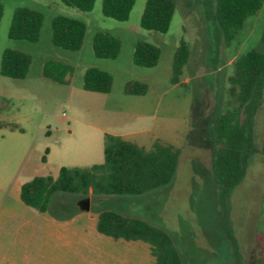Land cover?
Segmentation results:
<instances>
[{
  "label": "rangeland",
  "instance_id": "1",
  "mask_svg": "<svg viewBox=\"0 0 264 264\" xmlns=\"http://www.w3.org/2000/svg\"><path fill=\"white\" fill-rule=\"evenodd\" d=\"M174 2L169 28L159 32L140 26L146 0H135L123 21L104 16L102 0H95L88 11L62 0H0V62L5 49L31 57L25 77L0 74V182L8 185L0 191V216L43 214L44 224L53 219L54 229H58V248L53 249L63 264L81 263L76 252L89 242L93 248H103L95 246L97 237L102 238L103 245H115L125 252L126 248L136 249L132 255L128 251L134 264H152L150 246L145 242L100 236L95 224L103 210L135 216L166 231L182 264H264V260H255L256 235L264 232V87L254 117L250 162L225 209L218 203V187L211 170L213 114L236 106V87L231 81L236 58L248 50L264 52V3L256 14L246 18L231 44L220 47L215 57L213 27L204 17L202 0ZM17 7L42 14L37 41L8 36ZM56 16L85 24L78 50L52 43L51 24ZM98 32L118 39L120 48L115 57L95 55L92 43ZM181 40L188 43L189 56L178 81L172 83L173 57ZM138 42L159 48L155 65L134 64L133 51ZM47 61L71 67L65 82L43 76ZM90 67L110 74L108 92L83 88V75ZM134 81L146 85L143 94L125 92V85ZM104 133L119 135L146 149L155 140L175 146L178 159L171 180L141 194L81 196L57 191L44 213L21 202L20 186L33 176L55 177L61 166L102 163ZM85 199L88 209L81 205ZM11 223L16 222L6 224Z\"/></svg>",
  "mask_w": 264,
  "mask_h": 264
},
{
  "label": "trees",
  "instance_id": "2",
  "mask_svg": "<svg viewBox=\"0 0 264 264\" xmlns=\"http://www.w3.org/2000/svg\"><path fill=\"white\" fill-rule=\"evenodd\" d=\"M66 5L82 11L91 10L95 0H62ZM135 0H102V13L116 20H126ZM264 0H202L203 14L212 23L215 57L219 48L227 47L242 29L247 17L254 15ZM175 10L174 0H146L140 26L165 32ZM3 6L0 3V21ZM42 14L32 8L17 7L10 21L8 36L31 42L38 40ZM51 40L55 46L78 50L85 33V24L75 18L56 16L52 20ZM264 39V35H263ZM93 51L98 57H115L120 48L118 39L106 32L93 37ZM189 46L181 40L173 57L171 82L176 83L187 63ZM159 58V48L148 42H138L133 62L139 66H153ZM216 59V58H215ZM31 57L15 49H5L0 62V74L23 78L28 72ZM232 83L236 90V106L225 113L215 110L212 121L214 149L211 170L218 187V203L225 209L232 189L242 180L254 147V117L262 103L264 87V52L248 50L234 61ZM71 71L66 64L47 61L43 76L65 82ZM112 78L104 70L90 67L83 75V88L108 92ZM125 92L143 94L146 85L129 82ZM264 131V128H263ZM178 149L170 143L155 140L146 149L119 135L104 134L103 162L89 167L61 166L55 177L36 175L20 186L23 204L40 213L47 210L50 198L57 191L88 195L141 194L167 184L176 169ZM45 161V156L42 157ZM96 230L112 238L139 240L150 246L153 264H182L179 251L170 235L163 229L135 216L113 210H103L97 216ZM227 238L230 235L227 233ZM234 243V242H233ZM255 260H264V232L256 235ZM235 244V243H234ZM233 244V245H234ZM235 254L238 255L235 247ZM238 261V260H237Z\"/></svg>",
  "mask_w": 264,
  "mask_h": 264
},
{
  "label": "crops",
  "instance_id": "3",
  "mask_svg": "<svg viewBox=\"0 0 264 264\" xmlns=\"http://www.w3.org/2000/svg\"><path fill=\"white\" fill-rule=\"evenodd\" d=\"M6 186H8L6 183L0 182V191L5 190ZM43 218H45L43 214L30 217L22 215L0 216V264H63V261H60L54 250L58 248L56 238L58 229H54L56 225H54L53 219L44 224ZM11 220L16 223L6 224ZM99 234L100 236L112 238ZM101 239L97 237L98 244H95V246L102 245L103 248H93V243L89 242L83 246V249H78L80 252H76L81 263L73 262L70 264H134V258L128 256V251L132 255L136 252V249L126 248L125 252L123 248L115 245H103ZM112 239L115 240V238ZM149 252L153 258V264L154 257L151 254L150 247ZM93 253L96 254V258L92 257Z\"/></svg>",
  "mask_w": 264,
  "mask_h": 264
},
{
  "label": "water",
  "instance_id": "4",
  "mask_svg": "<svg viewBox=\"0 0 264 264\" xmlns=\"http://www.w3.org/2000/svg\"><path fill=\"white\" fill-rule=\"evenodd\" d=\"M81 205H82V208H84V209H88V200H87V199L83 200V201L81 202Z\"/></svg>",
  "mask_w": 264,
  "mask_h": 264
}]
</instances>
